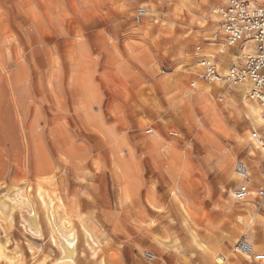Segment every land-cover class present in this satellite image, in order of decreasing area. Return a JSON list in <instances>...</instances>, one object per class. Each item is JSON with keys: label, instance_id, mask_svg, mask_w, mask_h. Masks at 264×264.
<instances>
[{"label": "rangeland", "instance_id": "obj_1", "mask_svg": "<svg viewBox=\"0 0 264 264\" xmlns=\"http://www.w3.org/2000/svg\"><path fill=\"white\" fill-rule=\"evenodd\" d=\"M223 5L0 0V264L264 263L232 251L245 237L264 254L260 104L199 75L206 52L226 56L219 74L244 61ZM238 159L255 166L243 200Z\"/></svg>", "mask_w": 264, "mask_h": 264}, {"label": "built area", "instance_id": "obj_2", "mask_svg": "<svg viewBox=\"0 0 264 264\" xmlns=\"http://www.w3.org/2000/svg\"><path fill=\"white\" fill-rule=\"evenodd\" d=\"M147 13V7L140 5L135 11V17L140 21ZM220 16L226 45L249 41L253 46L252 51L245 55L244 61L241 64L231 65L224 77L228 86L246 82L248 96L260 104L263 122L260 127L253 128L252 136L256 148L262 151L264 150V0H224ZM224 47L225 45L219 46L218 52L223 53ZM196 49L200 50L201 45H197ZM199 57L200 77L209 81L217 80L219 70L216 61L202 54ZM191 86L197 88L195 80L191 82ZM234 174L240 180L234 190L235 197L243 200L250 194L251 170L248 162L238 159L234 166ZM257 195L264 196V188L259 189ZM232 251L243 255L252 254L256 260L264 258L262 252L253 250L252 244L245 237H239L234 242ZM147 257L152 259L154 255L148 252Z\"/></svg>", "mask_w": 264, "mask_h": 264}, {"label": "bare ground", "instance_id": "obj_3", "mask_svg": "<svg viewBox=\"0 0 264 264\" xmlns=\"http://www.w3.org/2000/svg\"><path fill=\"white\" fill-rule=\"evenodd\" d=\"M217 9V8H216ZM215 9V10H216ZM246 44L245 45H247V46H245V47H247L246 48V53H245V55L246 54H248V53H250L251 51H252V49H253V46H252V44L251 43H249V41L248 42H245ZM237 45V44H236ZM243 48V47H242ZM225 53V52H224ZM226 54V53H225ZM216 56H217V53H215V52H206V57H208V58H216ZM225 55H223V57H221L220 58V60H219V62H218V64H217V66H218V68H219V70L221 69V61H223L224 59H225ZM245 57V56H244ZM228 73V69H225V70H222V71H220V74H219V77H218V79L216 80V81H214V82H217V81H219L220 82V80H221V77H224V75L225 74H227ZM219 82H217L216 84H215V86L216 85H220L221 83H219ZM239 87H237V90L238 91H245L244 89H246V88H248V84L246 83V82H243V83H240V85H238ZM212 90V87L211 86H209L208 84L206 85L205 84V86L202 88V94H204V93H208V92H210ZM211 94V93H210ZM254 100V99H253ZM247 105V108H248V110L257 118V122H259V123H261L262 124V122H263V119H262V117H261V114H260V107L256 104V103H247L246 104ZM201 124V123H200ZM192 131V130H191ZM255 150H256V143L254 142V145H253V148H252V154H256V152H255ZM263 155H264V150H262V152H261ZM251 154V155H252ZM257 162H258V159H256V166L258 165L257 164ZM228 165H229V163L227 162L226 163V165H225V171H224V174H225V178L227 177V176H229L228 174H227V167H228ZM251 174H252V172H251ZM252 179V178H251ZM253 183H254V179H252L251 180V182H250V185H253ZM252 186H251V188H250V192H252ZM175 193H177L176 191H174ZM181 192H182V190L180 189V194H181ZM33 211V210H32ZM35 211V210H34ZM33 214H35V212H33ZM34 217V216H33ZM34 222H35V224L36 225H38V219L36 218V217H34ZM75 239V238H74ZM192 240H193V242H197V243H199V241H198V235L196 234V233H192ZM250 242V241H249ZM69 243H70V241H69ZM68 243V244H69ZM251 243V242H250ZM252 244V247H253V250L254 251H256V246L253 244V243H251ZM72 246V245H71ZM245 255H250V256H252V254H245ZM220 259V258H219ZM223 261H225V259H223V258H221ZM264 259V258H263Z\"/></svg>", "mask_w": 264, "mask_h": 264}, {"label": "crops", "instance_id": "obj_4", "mask_svg": "<svg viewBox=\"0 0 264 264\" xmlns=\"http://www.w3.org/2000/svg\"><path fill=\"white\" fill-rule=\"evenodd\" d=\"M259 162L260 161H258L257 162V169H258V172L256 173V174H258L260 177H259V181H258V183L257 184H259L262 188H264V184L262 183L263 182V180H264V171H263V169H261V167H259ZM248 164H249V167H250V169H255V166H254V163H249V161H248ZM254 167V168H253ZM251 178H252V174H251ZM239 179V178H238ZM251 180L252 179H250V182H251ZM240 181V180H239ZM257 184H255V185H250V187L252 186L253 188H255L256 187V185ZM261 189V188H260ZM263 261V260H262ZM262 264H264L263 262H262Z\"/></svg>", "mask_w": 264, "mask_h": 264}]
</instances>
